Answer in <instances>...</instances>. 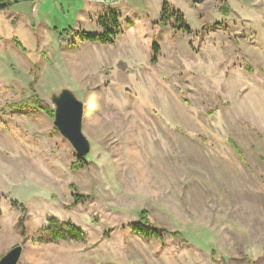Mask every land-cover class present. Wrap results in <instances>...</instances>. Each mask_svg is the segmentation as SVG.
I'll use <instances>...</instances> for the list:
<instances>
[{
    "label": "rangeland",
    "instance_id": "1",
    "mask_svg": "<svg viewBox=\"0 0 264 264\" xmlns=\"http://www.w3.org/2000/svg\"><path fill=\"white\" fill-rule=\"evenodd\" d=\"M170 1L191 37L154 65L161 37L129 30L105 50L128 64L112 71L88 46L63 54L72 30L50 7L19 27L0 12V258L20 245L18 264H264V0L233 15ZM63 89L84 104L83 168L54 124ZM143 210L161 238L134 232Z\"/></svg>",
    "mask_w": 264,
    "mask_h": 264
},
{
    "label": "crops",
    "instance_id": "2",
    "mask_svg": "<svg viewBox=\"0 0 264 264\" xmlns=\"http://www.w3.org/2000/svg\"><path fill=\"white\" fill-rule=\"evenodd\" d=\"M165 1L169 3L171 9L179 10L183 13V11L180 8L176 7V5L170 0H115L114 2H109L108 4L102 3L101 0H6V2H8L7 8L0 9V12H2L3 14H7L8 19H11L15 26L19 27V25H26L28 23L29 15L27 14H30L31 16H33V14H36L39 4H42L45 9L50 7L46 11V19L52 21L51 16L54 15L55 17L53 20L56 24V28L60 27L61 29L63 28L72 30L71 34L68 35L69 38L66 37L65 40L63 39V54L65 55L67 52L69 53L74 49L88 46V49L92 48L95 51V53H92L94 54L93 61L96 64H101L102 67L110 66V69H107L112 71L114 66H122V69H124L128 67V64L125 62V59H117L121 61L114 63V61L111 60L109 54L105 53V50L108 49V46L117 44V42L121 40L122 37H125L127 35L129 30H133L139 35L141 33L147 32L148 27L152 29V32L150 33H153V35L157 34L161 37L158 43V45L160 46L158 62L154 64L160 65L164 52L168 48V41L174 40V38L178 37L182 33L174 30V28L172 27H161L155 24L160 20L161 11ZM186 1L187 3H189L190 7H196L194 6V4L197 3L199 5V7H196L197 9L204 6L207 7L208 5H212L214 7L220 6L218 0ZM226 1L229 5V7H226V9H230L232 15L235 14L237 11L234 6L237 5V2L235 0ZM107 12H115L120 17V30L115 39V42L113 44H102L99 41H89L87 39H83L81 32H86L93 35H102L104 33V30L99 25L98 21L100 18L106 16ZM127 14L130 18L127 16ZM199 16H203L201 22L204 23V13L202 15L200 14ZM186 20L188 22L187 17ZM42 25L44 24H40V26ZM205 25L203 28H205ZM0 39H2L1 34ZM173 45L174 46H171L170 49L172 51H176L177 45ZM95 48H98L99 50L97 51L95 50ZM191 48H193V46ZM99 55L101 57V60L105 61L101 63L98 62L96 57Z\"/></svg>",
    "mask_w": 264,
    "mask_h": 264
},
{
    "label": "trees",
    "instance_id": "3",
    "mask_svg": "<svg viewBox=\"0 0 264 264\" xmlns=\"http://www.w3.org/2000/svg\"><path fill=\"white\" fill-rule=\"evenodd\" d=\"M218 1L224 2V0H218ZM7 5H8L7 3L4 4L3 2H0V9H4ZM222 10L224 13H227V14L229 12V9H223L222 8ZM119 19H120V17L117 13L109 12L106 16L100 18L98 21L99 25L104 30V33L102 35H93V34H89L86 32H81V35H82L83 39H87L89 41H99L102 44L114 43V41H115V39L119 33V30H120ZM156 24H159L162 27L170 26V27H172V28H174L180 32L182 31L183 33H185L187 35H191L193 33L191 27L187 23L185 15L179 10L171 9V7L167 1H165L163 4L160 20ZM61 36H62V34H61ZM15 41H16V44L20 48H22L21 43L18 40H15ZM22 49L24 50V48H22ZM152 49H153V55L151 58V63L156 64L158 62V55L160 53V46L158 45V43L154 42ZM246 70L251 72L253 70V68L251 65H247ZM31 102H33L35 107H37V105H38L37 103H39V100L33 99V100H30V103ZM17 106L20 109H24L25 107L28 106V104L27 103H25V104L20 103ZM40 109L43 110L44 108L43 109L40 108ZM45 111H47L49 114L53 115V112H51L50 110H48L46 108H45ZM232 144L234 147H236V149L238 148V146L234 142H232ZM238 151H239V148H238ZM85 165H86L85 157L83 158V157L77 156V161L73 163L72 168H74V169L83 168V167H85ZM0 215H1V212H0ZM55 225H58V223H56ZM17 226L22 227V229L24 230L25 229L24 220L23 219L19 220ZM149 226L151 228H149ZM133 230H134V232H136L137 234H139L143 237H155V238H161V235L164 231L161 228H152V224L148 218V212L146 210H143L141 212L140 222L135 225ZM68 231H69L70 237H73L74 239H79V240L85 239L81 230H79L75 226L68 225ZM168 234L172 237H180L181 236L180 232H169ZM52 235L55 239H66L67 238L65 232H62V231L52 232Z\"/></svg>",
    "mask_w": 264,
    "mask_h": 264
},
{
    "label": "water",
    "instance_id": "4",
    "mask_svg": "<svg viewBox=\"0 0 264 264\" xmlns=\"http://www.w3.org/2000/svg\"><path fill=\"white\" fill-rule=\"evenodd\" d=\"M56 106L54 124L61 135L73 146L79 157H85L91 149L89 140L83 133L84 104L69 89H63L53 97ZM23 248L18 245L0 258V264H18Z\"/></svg>",
    "mask_w": 264,
    "mask_h": 264
},
{
    "label": "built area",
    "instance_id": "5",
    "mask_svg": "<svg viewBox=\"0 0 264 264\" xmlns=\"http://www.w3.org/2000/svg\"><path fill=\"white\" fill-rule=\"evenodd\" d=\"M115 0H101L102 3L108 4L109 2H114ZM109 12H107L108 14Z\"/></svg>",
    "mask_w": 264,
    "mask_h": 264
}]
</instances>
